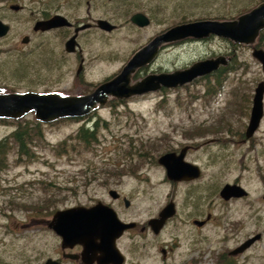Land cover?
<instances>
[{"label":"rangeland","instance_id":"1","mask_svg":"<svg viewBox=\"0 0 264 264\" xmlns=\"http://www.w3.org/2000/svg\"><path fill=\"white\" fill-rule=\"evenodd\" d=\"M169 2L175 7L177 5L171 18L174 19L177 14L175 20L181 22L186 19L229 20L257 5L260 0ZM159 28L155 24L146 32H134L132 29V32L119 33L110 49L104 41H100L105 46L99 49L100 52L112 54L111 57L115 59L103 60V55H100L94 60L95 64L90 66L91 71L86 79L88 83L81 88L77 87L74 76L76 65H65L62 73L52 74L51 68L49 73L40 66V61H37L34 69L35 76L29 77L30 80H18V85L22 91L34 89L65 95L92 91L106 77L121 71L126 61L117 58V54H129L136 42H147ZM132 36L136 37L133 43L131 39H126ZM233 43L216 35L181 43L164 49L151 66L148 64L138 69L132 76L135 82L148 74L173 72L187 68L196 61L224 55L230 59V66H225L221 75L222 85L217 82V74L212 73L196 79L192 84L166 89L165 92L157 91L122 102L112 100L99 105L84 117H77L81 119L45 123V139L35 148V158L18 162V156L12 150L9 165L0 171V264H41L49 256H59L61 238L42 224V220L51 219L58 209L77 204L88 205L100 198H107L108 187H116L117 183L109 180L112 177L105 182L103 171L115 169V164L124 163L126 165L121 168L127 169L139 167L142 163L139 168H143L142 171L139 170L137 175L125 176L122 185L118 186L133 199L134 206L128 212H133L130 217L144 221L157 215L160 208L175 196L178 201L184 202L183 195L188 186L174 187L168 180L164 183L166 171L157 160L164 153L190 144L191 140L197 148L189 154L190 160L205 163L207 157H202L201 153L206 152L211 156L213 166L205 167L206 173L200 182L208 180L212 185V199L209 197L206 204L218 219L203 231L196 230L189 223L181 227L175 219L160 237L148 235V256L143 257L141 263L184 264L179 253L189 250V238L192 237L198 239L195 242L197 249L204 247L206 250L205 264H218V253L238 245V235L228 237L231 233L228 228L238 223L235 219L241 216L246 218L245 229H249L246 234L262 233L246 264H264V118L251 140L246 141V137L242 136L250 122L251 96L258 82L264 79V70L261 62L253 56V45ZM255 45L264 49V32ZM39 67L45 74L44 83L36 81ZM213 86L216 87L215 92L210 90ZM242 93L249 97V101L245 98L243 104ZM34 117V112L25 116L26 119ZM98 120L101 125L107 123V127L99 131L98 143L86 148L74 141L75 146L69 145L64 151L61 147L63 141L71 142L70 137L82 125L92 126ZM15 128L16 123L0 121V139ZM199 144L203 146L202 150ZM235 180H240L249 190L248 199L224 202L218 195L213 196L217 187ZM45 203L51 204L52 208L45 210ZM32 205H37L41 211L31 210ZM116 207L122 217L127 216L123 203ZM140 240V237L133 239L125 236L120 241L121 249L129 255L127 264H133L138 253L145 250L135 246L134 241ZM166 245L174 246L176 252L167 263L159 250L160 246Z\"/></svg>","mask_w":264,"mask_h":264},{"label":"flooded vegetation","instance_id":"2","mask_svg":"<svg viewBox=\"0 0 264 264\" xmlns=\"http://www.w3.org/2000/svg\"><path fill=\"white\" fill-rule=\"evenodd\" d=\"M175 9L177 10V5L176 7L173 6L169 0H0V89L3 93L34 91V89L22 91L18 85V80H30L29 77L35 76L33 73L34 69H36L37 61H40V66H43L49 73L51 68L52 74L62 73L61 70L64 69L63 67L65 65H76L77 67L74 76L78 83L77 87L81 88L82 85L88 83L86 79L91 71L90 66L95 64L94 60H97L100 55H103V60L109 61L115 59L111 57L112 54H103V52H100L99 49L105 46L110 49L112 45H114V38L117 34L129 30L132 32V29L134 32H146L148 28L153 27L155 24H158L161 27L157 33L154 31L156 34L154 33L147 42H136L134 44L135 47L129 54L122 55V52L117 54V58H121L124 59L123 61H126L124 63L125 65L138 50L146 46L156 36L165 33L170 28L181 23L193 21L186 19L187 22H179L178 20H175L177 14L175 15L174 19H172L171 17ZM137 14H142L144 19L148 20V24L141 26L140 24L134 22L132 18ZM44 22H52L53 25L50 27H43L42 23ZM101 23H106V25L103 26ZM126 39H131V42L133 43L136 37H126ZM195 40V38L188 37L179 41L162 43L160 45V50L157 57L149 65L151 66V64L158 59L164 49ZM100 41H104L106 45H101L99 43ZM142 67L138 69H141ZM148 68L149 66H147L146 70H148ZM118 74L115 73L106 77L102 82L96 84L92 91L79 92L78 95H84L93 92L102 83L109 81ZM43 76H45V74L42 73V70L39 67L38 78L36 81L44 83L45 79ZM194 81L188 84H192ZM262 81H264V79L258 82L254 89V93L251 96V112L254 106L253 104L256 89ZM132 83H134L133 78ZM166 89L173 88L162 87L157 91L161 93L165 92ZM157 91H152L141 95H133L128 98L110 96L107 102H111L112 100L122 102L134 97H144ZM245 98H247L246 93H242V104L245 101ZM248 101L249 97L247 98V102ZM242 104L241 107H244ZM263 118L264 114L262 120ZM242 136L246 137V141H249L254 137L253 135L248 138L246 136V132H243ZM192 143L193 142L191 140L190 144H186L181 148L171 152H175L177 155H179L184 148H187L184 160L199 167L200 175L198 177L180 180L170 179L166 166L161 164L159 161L160 157L165 153L160 155L157 160L159 165L163 166L166 171L164 183H167L168 180V182L173 184L174 187H178L179 185L188 186L187 192L183 195L184 202L178 201L175 196V198H171L164 206L160 208L157 215L150 216L144 221L138 220L136 217H130L133 215V212L130 214L128 212L132 210L134 206L133 199L129 194H124L118 188V186L122 185L123 178L125 176L137 175L138 171H142L143 168L139 169L141 167V163L140 166H136V168L128 167L127 169H122L121 166H125L126 164L120 163L115 164V169H106L103 171L105 175V182H108V179L112 177L113 179L109 180L115 181V183H117L116 187H108L107 198H100L96 202L88 205L77 204L90 207L102 202L112 207L117 212L120 220L128 224H135L134 226L127 228L117 239V246L125 257L123 264H127L129 260L128 253L123 252L120 247V241L123 240L125 236H130L133 239L140 237L142 239L140 242L134 241V244L138 249L145 250L139 252L138 258L133 261V264H142V258L148 256L147 246L149 244L146 239L149 234L153 235L155 238L160 237L175 219L177 220L176 223L180 224L181 227L189 223L192 227H195L196 230L203 231L206 226H208L217 218L214 216V213L209 208H207L208 205L206 204V200L213 194L212 185L208 180L204 183L200 182L205 176V167L213 166L211 165V156L206 152L201 153L202 157H207L204 159L205 163H200L196 159L190 160L189 154H191L192 150H196L197 148L195 144ZM198 146H201V150L203 149L201 144ZM198 158H200V155H198ZM2 170L3 169H0V171ZM189 171L190 169L187 166L180 168L179 164L176 168V173L181 175L183 172L189 173ZM0 180H2V174H0ZM227 184L241 186L246 191V194L239 197L232 196L229 199L224 198L221 195V192ZM214 192L215 194L213 196L218 195L220 198H217L220 200L222 199L224 202L248 199L250 194L249 190L241 184L240 180H235L232 183H225L223 186L217 187ZM210 198L212 199V197ZM122 203L126 208V217H122L120 211H118L116 207L121 206ZM169 205L173 206V215L167 217L165 222L162 223V226L154 224L152 221L157 219L160 216V213L164 209L168 208ZM257 215H260V213L257 212ZM262 215L264 216V212H262ZM235 220L238 223H235L233 226L231 225V228H228L231 232L228 234V237L231 235H238V245L235 248L218 253V264H246L248 257L253 255L252 250L257 247V243L262 238V233L260 232L252 233L250 235H248L249 233L246 234V231L249 230L245 229L246 226L244 225V221L246 218L237 216ZM41 223H44V225L46 224L48 226V220H42ZM252 239H254V241L250 243V240ZM189 240V250L180 252L179 257L181 260H183L184 264H205L207 262L206 250L204 247L197 249L198 245L195 244V242L198 241L197 238L191 237ZM175 245L179 246L178 243H175ZM166 246L167 247L160 246L159 248L165 263L168 262V259L171 255L176 253L174 246ZM88 253L85 251L84 246L80 244L66 249H63L61 246L59 256H49L45 258L41 264H44L50 258L58 260L61 264H104L105 259L108 257V255L103 257L100 250H95L93 253ZM73 254L77 255V257H70V255ZM240 258H242V260H240Z\"/></svg>","mask_w":264,"mask_h":264},{"label":"water","instance_id":"3","mask_svg":"<svg viewBox=\"0 0 264 264\" xmlns=\"http://www.w3.org/2000/svg\"><path fill=\"white\" fill-rule=\"evenodd\" d=\"M132 19L141 26L148 24V20H145L142 14H137ZM42 24L43 27L53 25L52 22ZM101 25L104 26L106 23H101ZM263 30L264 1L235 19H203L181 23L152 39L132 56L118 75L102 83L91 93L84 95L38 91L3 93L0 89V117L20 119L34 112L35 118L44 123L55 122L61 118L84 117L97 109L99 105H105L110 96L128 98L133 95L157 91L162 87L183 86L199 77L210 75L229 63L226 56L220 55L196 61L187 68L173 72L148 74L132 83V75L138 68L150 64L157 57L162 43L179 41L188 37L204 39L216 35L235 43L253 45V56L261 62L264 70V49L255 45ZM263 99L264 81L256 89L254 106L246 129L248 138L253 136L260 126L264 114ZM186 150L187 148H184L179 155L175 152H168L160 157L159 161L166 166L170 179H192L200 175L198 166L184 160ZM178 164L180 168L187 166L190 169L189 173L183 172L182 175L176 173ZM245 194L246 191L235 184H227L221 192V195L226 199ZM173 212V206L169 205L152 222L162 226V223L167 217L173 215ZM134 225L120 220L117 212L102 202L90 207L77 205L58 209L48 220V227L61 237L63 249L80 244L84 246L87 253L100 250L103 257L108 255L104 264L124 263L125 257L117 246V239L127 228ZM252 241L254 239L250 240V243ZM70 257L74 258L77 255L73 254ZM44 264L61 263L50 258Z\"/></svg>","mask_w":264,"mask_h":264},{"label":"trees","instance_id":"4","mask_svg":"<svg viewBox=\"0 0 264 264\" xmlns=\"http://www.w3.org/2000/svg\"><path fill=\"white\" fill-rule=\"evenodd\" d=\"M261 1L264 0H260V2ZM250 9H246L245 11L240 12L239 15L247 12ZM238 16L231 17V19H235ZM214 18L227 19L228 17H214ZM261 33L263 34V31ZM262 34H260V37L262 36ZM225 68H226L225 66H222L219 70L214 72L215 74H217L216 78L218 79L217 82L219 85H222L223 80L221 78V75L223 74ZM210 90L212 92H215L216 87L213 86L212 88H210ZM72 119L77 120L81 118H77V117L61 118L59 120L62 121V120H72ZM0 120L4 122L10 121L12 123H16V128L12 132H10L9 135L0 139V169H5L9 165L8 163L9 154L11 153L12 150L16 152L18 156V159L16 160L18 162H21L22 159L27 160V159L35 158V153H36L35 148L45 139L44 125L46 124L44 122L37 120L35 117L33 119H26L25 117L20 119L0 118ZM106 124L107 123L105 122L104 125H101L98 120L92 126H87L86 124L82 125L77 131V133L74 136L70 137L71 142L65 140L61 143V147L66 152L67 151L66 149L69 145H71V147L75 146L74 141L78 142L82 146H85L86 148L93 147L94 144L99 142L98 140L100 133L99 131L100 129L107 127ZM195 132L202 134V132L200 131H195ZM43 206L45 210H50L52 208L51 204L48 205L47 203H45V205ZM31 210L41 211L37 205H32Z\"/></svg>","mask_w":264,"mask_h":264},{"label":"bare ground","instance_id":"5","mask_svg":"<svg viewBox=\"0 0 264 264\" xmlns=\"http://www.w3.org/2000/svg\"><path fill=\"white\" fill-rule=\"evenodd\" d=\"M261 2H263V1H261ZM261 2H260V3H261ZM260 3H259V4H260ZM259 4H257V5H259ZM257 5H255V6L251 7V8L253 9V8L256 7ZM263 32H264V31H263ZM261 34H262V33H261ZM259 37H260V36H259ZM198 40H201V39H198ZM239 45H240V44H239ZM231 62H232V61H231ZM228 66H230V65H228ZM228 66H227V68H228ZM210 75H211V74H210ZM208 76H209V75H208ZM253 105H254V104H253ZM263 108H264V107H263ZM93 112H94V111H93ZM55 234H56V233H55ZM59 237H60V236H59Z\"/></svg>","mask_w":264,"mask_h":264}]
</instances>
